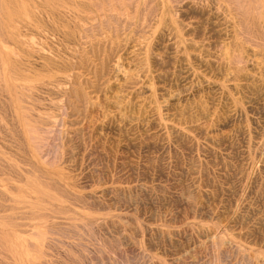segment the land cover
Returning a JSON list of instances; mask_svg holds the SVG:
<instances>
[{
    "label": "rangeland",
    "instance_id": "1",
    "mask_svg": "<svg viewBox=\"0 0 264 264\" xmlns=\"http://www.w3.org/2000/svg\"><path fill=\"white\" fill-rule=\"evenodd\" d=\"M263 51L264 0H0V264H264Z\"/></svg>",
    "mask_w": 264,
    "mask_h": 264
},
{
    "label": "bare ground",
    "instance_id": "2",
    "mask_svg": "<svg viewBox=\"0 0 264 264\" xmlns=\"http://www.w3.org/2000/svg\"><path fill=\"white\" fill-rule=\"evenodd\" d=\"M253 2V1H252ZM20 3V2H19ZM255 8V7H254ZM37 9V8H36ZM252 10V9H251ZM48 11V10H47ZM242 14V13H241ZM13 20H15V19H13ZM258 20V19H257ZM20 38V37H19ZM25 40V39H24ZM27 40V39H26ZM32 42V41H31ZM34 42V41H33ZM27 43H29V42H27ZM34 46V45H33ZM24 49V48H23ZM39 50H41L40 48H39ZM237 50V49H236ZM20 51V50H19ZM42 51V50H41ZM36 52V51H35ZM262 52V51H261ZM264 52V51H263ZM37 53H39L38 51H37ZM43 53V52H42ZM26 54V53H25ZM44 54V53H43ZM232 55V54H231ZM264 55V54H263ZM43 56V55H42ZM44 56H46V55H44ZM259 56V55H258ZM222 57V56H221ZM159 58V57H158ZM38 60V59H37ZM220 60V59H219ZM241 62V61H240ZM237 72V71H236ZM237 74H238V72H237ZM254 86V85H253ZM257 87V86H256ZM68 89V88H67ZM66 89V90H67ZM23 90V89H22ZM65 90V91H66ZM64 91V90H63ZM67 92V91H66ZM119 102V101H118ZM99 107V106H98ZM182 131V130H181ZM264 149V148H263ZM262 149V150H263ZM264 152V151H263ZM262 154V153H261ZM262 155H264V154H262ZM260 159H261V157H260ZM259 160V159H258ZM253 163V165L255 164L254 162H252ZM257 164V163H256ZM255 164V165H256ZM261 164V163H260ZM219 165H220V163H219ZM257 166V165H256ZM259 166V165H258ZM244 169V168H243ZM254 169H256V168H254ZM264 169V168H263ZM252 171V170H251ZM252 172H250V174H251ZM255 173V172H254ZM212 176V175H211ZM254 178V177H253ZM252 179V178H251ZM249 180H250V178H249ZM264 180V179H263ZM251 181V180H250ZM250 183V182H249ZM252 183V182H251ZM247 186V185H246ZM244 187V186H243ZM246 188V187H245ZM248 189V188H247ZM246 192V191H245ZM242 196V195H241ZM234 208H235V206H234ZM235 211V210H234ZM231 218V217H230ZM233 219V218H232ZM263 221V220H262ZM231 222H233V220L231 221ZM227 223V222H226ZM230 223V222H229ZM225 225V224H224Z\"/></svg>",
    "mask_w": 264,
    "mask_h": 264
}]
</instances>
